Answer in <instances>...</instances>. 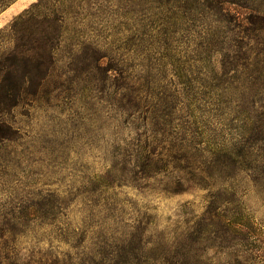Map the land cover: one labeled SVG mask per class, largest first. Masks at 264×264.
<instances>
[{
	"label": "rangeland",
	"instance_id": "1",
	"mask_svg": "<svg viewBox=\"0 0 264 264\" xmlns=\"http://www.w3.org/2000/svg\"><path fill=\"white\" fill-rule=\"evenodd\" d=\"M38 1L16 0L0 13V30ZM171 1L44 0L32 10L33 20L20 26L17 36L22 39H7L0 48L19 43H24V49L34 45L48 51L50 47L54 63L36 97H27L9 115L23 139L13 147H0L4 172L0 176L9 181L6 176H18L21 181L15 185L19 188L26 182L38 188L39 179L49 182L52 190H62L65 198L74 197L67 220L85 233L88 252L106 239L109 244L127 241L126 245H135L137 235H142L141 256L148 264H235V257L262 264L264 161L258 162L255 150L250 170L228 176L221 173L219 163H213L205 145H199L191 150L190 169L169 167L153 179L132 184L125 180L131 177L119 171V148H126L120 139L134 135L124 121L127 116L120 118L105 98L67 90L71 74L64 70L94 62L92 55L111 56L100 60L107 65L131 66L135 79L145 71L150 113L143 125L150 139L159 128L169 143L179 142L178 137L187 133L183 146H193L212 133L231 142L246 117L264 115V29L260 24L237 29L243 47L228 49L213 15L193 14L191 19L175 22L169 19L168 5L176 0ZM238 1L264 5V0ZM176 8L172 11L181 15L180 4ZM237 11L242 16L246 12ZM211 42L218 43L216 48L226 47L222 55L217 56L216 43ZM220 60L227 61V72L240 64L238 71L226 74ZM209 118L211 122L205 123ZM176 163L183 167L187 160ZM211 169L210 175L207 170ZM95 176H123V184L85 193L86 180ZM202 176H216L212 187ZM176 180L182 190L165 188ZM0 201H8L3 193ZM238 212L250 216L245 226L237 227L247 241L230 248L234 232L228 222ZM20 248L25 260H12L13 264L28 262L25 257L32 249L68 250L55 239L38 246L33 236L24 238Z\"/></svg>",
	"mask_w": 264,
	"mask_h": 264
},
{
	"label": "trees",
	"instance_id": "2",
	"mask_svg": "<svg viewBox=\"0 0 264 264\" xmlns=\"http://www.w3.org/2000/svg\"><path fill=\"white\" fill-rule=\"evenodd\" d=\"M15 1L0 0V13ZM43 1L39 0L33 3L8 27L0 30V45L7 39H22V36H17L18 32L22 31L20 26L33 20L32 10L39 7ZM170 1L168 0V4ZM178 4H180V11L183 10L181 15L177 11H172L173 8L177 9ZM238 8L246 11L243 16L237 11ZM168 13L171 15L169 19H173L175 22L180 18L191 19L190 15L193 14L213 15L221 29L220 38L223 39V43L228 42V49L243 47V37L238 35L241 31L237 32V29L257 24H260V29H264V5L241 3L238 0H185L183 2L176 0L172 6L168 5ZM57 20L58 18H53L54 22ZM22 44L24 43L16 44L15 47L9 49L2 50L0 48V147L5 146V148L15 146L23 139V134L21 135L19 128L15 126L17 122H14L13 118L9 116L11 111L26 103L27 97H36L54 63L50 47H48V51L34 45L24 49ZM214 45L217 56L222 55L226 47L216 48L218 43ZM124 52L129 53L128 48H125ZM91 57L94 62L88 65L67 67L64 70L67 75L71 74L67 90H83V92L96 95L100 99L105 98V101L116 107L120 118L127 116L124 121L130 124L134 135L129 139L121 138L120 140L126 148H119L121 156L119 171L124 176L131 177L130 180L125 178L127 182L130 181L132 184L138 185V180L153 179L164 170H168L169 167L183 171L190 169L188 168L190 167L188 159L194 158L191 150L199 145H205L204 148H207L215 159L213 163H219L221 173L228 176L246 169L250 170L252 166H250L249 159H251L254 150L258 162L264 161V115L246 117L247 122H243L241 131L237 132V136L232 138L231 142L224 138L220 139V135L212 133L206 140H199L193 146H183V142L188 141L185 137L187 133L183 134L185 136L178 137L179 142L169 143L164 142L167 141V138L165 139V133L161 128L150 139L151 135L143 125L145 116L147 118L150 113V106L145 98L147 82L145 71L141 70L139 79H135L136 76H134L131 66L107 65L100 62L102 58L111 57L107 54L92 55ZM226 62V60H220L221 67L226 74L238 71L240 64H233L227 72L224 68ZM216 67L218 69L220 66L217 64ZM56 87L58 86L56 85ZM210 122V118L205 121L207 124ZM247 135L251 138L246 137ZM153 141H156L157 144L155 145ZM181 160H187L183 167L176 163ZM207 172L211 175L212 169ZM0 174H4L1 167V156ZM228 176L220 177L227 179ZM4 177L0 176V195L3 193L8 201H0V264H4L5 261L13 264L12 260L20 262L24 257L20 252L22 251L20 244L24 238L30 236L35 238L38 246L41 242L55 239L58 243L68 246V250L53 251L48 249L42 251L38 248L37 251L32 249L28 257H25L29 261L24 264H29L30 261L33 264H148L147 260L141 256L144 250L142 235H137L135 245H126L127 241L120 244H109L106 239L98 244L95 243L97 247L91 248L88 252L89 247L84 245L85 233L75 230L71 222L67 220L68 207L75 201L74 197L65 198L62 190H52L49 187V182H41L39 179L36 181L39 185L38 188L30 187L27 182L23 184L22 188H19L15 185L21 181L18 176H6L10 181ZM121 177L123 176H107V178L95 176V178L86 180L88 185L85 187V193L95 194L100 189L113 187L114 183L121 186L123 184ZM214 177L216 176H202L209 187H212ZM182 187L179 180L169 181L165 186L166 189H171L170 191H179L183 189ZM249 218L250 216L241 212L237 213L235 220L229 218L228 223L234 232L231 236L233 239L229 244L230 248L238 245L236 244L239 243L238 241H247L244 236L239 234L238 228L245 226L249 222ZM61 224H65V226L59 227ZM73 250L75 253L72 252ZM256 250H258L257 247ZM73 258H77L81 262L74 263ZM235 261V264H249L237 257H235ZM261 261L264 264V254Z\"/></svg>",
	"mask_w": 264,
	"mask_h": 264
}]
</instances>
